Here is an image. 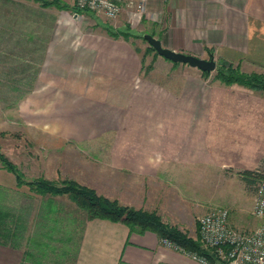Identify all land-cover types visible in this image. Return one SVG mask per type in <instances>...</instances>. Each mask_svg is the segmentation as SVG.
Masks as SVG:
<instances>
[{"label": "crops", "instance_id": "1", "mask_svg": "<svg viewBox=\"0 0 264 264\" xmlns=\"http://www.w3.org/2000/svg\"><path fill=\"white\" fill-rule=\"evenodd\" d=\"M59 1L65 7L0 0L2 74L33 84L18 102L25 128L59 148L98 144L106 153L81 158L91 165L79 172L85 183L74 176V159L61 156L49 158L54 168L48 175L27 176L17 166L22 180L73 179L184 228L171 201L184 196L178 182L201 180L203 167L218 171L229 165L218 153V132L252 130L241 99L264 98V90L210 81L199 69L161 56L160 67L145 70L136 44L110 35L99 14L83 11L78 17L86 14L92 23L80 20L74 0ZM138 23L164 47L264 74V0H146ZM104 138L111 142H89ZM259 143L258 160L264 163V142ZM233 164L251 170L241 155ZM21 182L0 162V264H203L152 231L86 220L68 194L36 193Z\"/></svg>", "mask_w": 264, "mask_h": 264}, {"label": "rangeland", "instance_id": "2", "mask_svg": "<svg viewBox=\"0 0 264 264\" xmlns=\"http://www.w3.org/2000/svg\"><path fill=\"white\" fill-rule=\"evenodd\" d=\"M134 2H137V0H134ZM144 14L145 11L141 14V16L139 14L134 15L133 8L128 7L124 3L120 14L116 18L108 19L103 15H100V17H98L99 19L104 21L106 27H110L118 32H127L130 41L136 44V48L141 56L142 67L147 70L152 68V66L154 65L160 67V64L156 62L160 55L156 54L153 50H150L148 48L150 45L146 40L142 38L143 34H150L149 29H147L146 27L141 28L142 25H136L140 24L138 22L141 21V18ZM77 18H80V20H86L87 22L88 20L91 21L86 14L83 18L81 16ZM119 19H121L123 22L120 27L117 26L120 23ZM157 21H163V17H161L159 14ZM163 23L165 24V20L163 21ZM163 23L161 22V24ZM134 25H136L137 31H134L132 29V26ZM119 35L120 37H122L121 34ZM1 56L2 53L0 52V154L4 155L10 161L14 162L16 166L22 169L27 176H34L39 174L48 175V172L52 173L54 168V164H52L53 162L51 163L50 161L52 158H58L60 156L64 158H72L74 159L75 164L70 166L74 168V176L76 179L82 182L83 174H79V172H81V170H83L84 168H87L89 170V167H91V165L80 163L81 158H93L105 155V147H98L99 145L95 144L91 147L83 148L78 144L71 143V145H69V147L67 148H59V144L53 143L51 140L45 139L35 131L25 128L22 125L23 122L21 121L18 113V102L20 101V96L29 91L33 84L31 82L19 83L15 81H9V78L12 79L13 76L7 77L2 74L4 72L3 70H5V65ZM209 57L210 56L207 54L205 58L209 59ZM161 58L170 62L162 56ZM215 62V69L210 71V73L206 77H203L205 79H209L210 81L221 82V80L215 77V75L218 68H220L222 64L228 63L219 61L217 59H215ZM228 65L241 72L238 67H234L232 64ZM170 66V63H165L163 65V68L164 70H168ZM28 70L30 71V68H28ZM27 73L28 75L26 76V78L29 79L32 73ZM233 84L240 85L238 83ZM235 90L238 89L235 88ZM239 90H251L257 92L263 91L258 89H251L244 85H240ZM241 101H243L248 110L249 115L245 116V118L249 117L252 130L238 132H218L219 145H222V148L218 149V153L225 154L224 157H220L222 158L221 161L225 159L224 161L229 165L226 164L224 167L219 166L218 171H213L214 167H203L201 171H198L197 173V176H202L201 180L198 179L178 182L184 196H181L179 199L171 198L172 207H177V209L180 211V217H183L184 228L179 227L178 224H168L177 226L181 230L187 231L189 236L193 238H196L198 236L200 239L198 218L202 214L209 211L210 208L215 206H222L228 209L229 224L237 230L248 232L254 229L259 224V221L252 214V205L255 198V182L251 183V181H248L243 177V175H241V173L245 171V169H237L236 164H233L232 166L230 164L232 161H236L237 157L241 155L242 159H245L247 162L250 161L251 171L264 175V163L262 162L263 159L258 160V145L260 144L259 142H264V131L255 130L257 129V126L264 127V98H261L258 95L254 94L247 96L244 95ZM89 142H111V138H104L103 140ZM227 144H233L235 145V147L232 146L231 149L226 148ZM63 180L60 179L59 181L51 182L59 183ZM74 181L81 184L76 180ZM85 182L88 181H83L82 183ZM173 184H175V182H173ZM81 185L86 186L85 184ZM154 212L158 214L156 211ZM81 215L85 216V213L82 211ZM160 218L162 219L161 216ZM165 223H167V221ZM78 241L79 238L76 234L74 238L75 244H73L71 247H77Z\"/></svg>", "mask_w": 264, "mask_h": 264}, {"label": "trees", "instance_id": "3", "mask_svg": "<svg viewBox=\"0 0 264 264\" xmlns=\"http://www.w3.org/2000/svg\"><path fill=\"white\" fill-rule=\"evenodd\" d=\"M34 1H39L41 2V5L44 6L54 3L61 8L65 7V5L61 4L59 0ZM85 12L89 11L85 10ZM107 28L108 32L113 37H119V34H121L124 39H129L127 32H118L110 27ZM148 48L156 53L154 48L151 46ZM209 73V71H202V75L204 77H206ZM215 77L227 85L238 83L251 89L264 90V75L245 74L225 63L218 68ZM0 160L4 168L14 173L18 184L23 181V183L28 184L33 191L40 194H68L72 201L75 202L76 206L85 213L86 220L98 218L106 219L112 222H121L132 232L143 233L145 231H152L159 238L168 239L185 251L195 252L199 255H211L203 248L202 242L198 236L193 238L189 236L187 231L181 230L177 226L165 223L154 211L135 209L122 205L117 200L109 199L100 195L94 189L81 185L74 180H63L59 183H55L43 178H38L30 182H24V180H22L21 172L12 161L1 154ZM241 175H243V177L248 181H251V183H254L260 178H264V175L251 170H245L241 173Z\"/></svg>", "mask_w": 264, "mask_h": 264}, {"label": "built area", "instance_id": "4", "mask_svg": "<svg viewBox=\"0 0 264 264\" xmlns=\"http://www.w3.org/2000/svg\"><path fill=\"white\" fill-rule=\"evenodd\" d=\"M124 3L133 8L134 15L141 16L145 11L146 0H74V15L78 17L88 10L114 19L120 14ZM254 191L252 214L259 224L248 232L233 228L229 224L228 209L222 206L212 207L198 218L200 241L210 256L185 251L165 238L161 241L187 252L203 264H264V178L255 181Z\"/></svg>", "mask_w": 264, "mask_h": 264}, {"label": "water", "instance_id": "5", "mask_svg": "<svg viewBox=\"0 0 264 264\" xmlns=\"http://www.w3.org/2000/svg\"><path fill=\"white\" fill-rule=\"evenodd\" d=\"M143 38L154 48L156 53L173 63L187 64L201 71H212L215 69L216 62L212 56L209 59L197 57L195 55L176 51L161 44V41L151 34H143Z\"/></svg>", "mask_w": 264, "mask_h": 264}]
</instances>
